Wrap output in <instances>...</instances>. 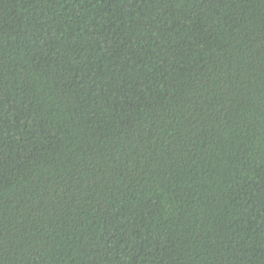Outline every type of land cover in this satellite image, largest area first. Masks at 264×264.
<instances>
[{"label": "trees", "instance_id": "16d2710c", "mask_svg": "<svg viewBox=\"0 0 264 264\" xmlns=\"http://www.w3.org/2000/svg\"><path fill=\"white\" fill-rule=\"evenodd\" d=\"M0 264H264V0H0Z\"/></svg>", "mask_w": 264, "mask_h": 264}]
</instances>
